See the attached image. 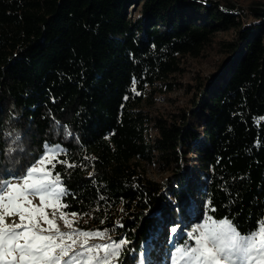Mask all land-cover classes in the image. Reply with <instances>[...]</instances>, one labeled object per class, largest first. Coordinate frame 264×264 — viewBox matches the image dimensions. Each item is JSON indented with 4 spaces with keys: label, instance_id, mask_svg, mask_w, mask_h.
Returning <instances> with one entry per match:
<instances>
[{
    "label": "trees",
    "instance_id": "1",
    "mask_svg": "<svg viewBox=\"0 0 264 264\" xmlns=\"http://www.w3.org/2000/svg\"><path fill=\"white\" fill-rule=\"evenodd\" d=\"M191 62L214 70L184 83ZM178 90L184 103L152 110ZM55 146L76 165L53 172L63 211L123 235L117 264H139L148 240L147 264H163L204 214L257 230L264 0H0V178Z\"/></svg>",
    "mask_w": 264,
    "mask_h": 264
},
{
    "label": "snow or ice",
    "instance_id": "2",
    "mask_svg": "<svg viewBox=\"0 0 264 264\" xmlns=\"http://www.w3.org/2000/svg\"><path fill=\"white\" fill-rule=\"evenodd\" d=\"M60 153L58 146L49 148L23 175L0 178V264H113L128 242L90 245V239H103L105 234L61 231L56 222L58 211L66 227L72 228V221L63 211L68 207L63 202L67 189L60 174L53 172L57 164L76 165L59 159ZM30 197H37L40 205ZM8 217H18L19 223H8ZM190 239L194 241L191 246L176 247L173 264H264V221L257 230L242 235L231 221L208 217Z\"/></svg>",
    "mask_w": 264,
    "mask_h": 264
},
{
    "label": "rangeland",
    "instance_id": "3",
    "mask_svg": "<svg viewBox=\"0 0 264 264\" xmlns=\"http://www.w3.org/2000/svg\"><path fill=\"white\" fill-rule=\"evenodd\" d=\"M189 71L187 72L186 76L182 79L184 83L187 82H191V83H195L194 78H200L199 79H203V77H206L207 75H209L213 70H214V66L211 63H205L202 66L191 62L190 66H189ZM200 70V74H197V70ZM188 97V95L185 94L184 91H172V92H168V91H164V92H160L158 94L155 95V97L153 98V111H163L166 112L170 109H172L176 104L178 103H184L186 101V98ZM48 151V149H47ZM146 170L148 175L155 180H160L162 179L163 175L159 172V170L151 165H146ZM191 173V172H190ZM195 174V173H193ZM14 183H19L20 181L18 180H13ZM33 201V204L35 205H40V200L37 197H30ZM49 216L51 218L52 216V209L49 208L47 209ZM68 214V219L70 221H72V228H68L65 226L63 220L59 219V211L57 212V217H56V222L59 225L61 231H71L72 229H79V230H84V231H92V232H96V231H100L102 233L105 234V237L103 239L100 238H94V239H90L89 240V244L90 245H95V244H107V243H111L113 241H119L123 238V235L120 236L119 239H116L114 237V235L106 230H97V229H84L81 226H79L78 220L79 217L78 215L73 217L71 214L72 213H67ZM208 218V216L206 214H204V217L202 218V220L200 221H196L193 224H191L189 226L190 230L189 233H191L192 235L194 234V230L199 227L200 225H202L204 223V221ZM15 220L17 223H19V219L18 217H8L7 218V222L8 223H12V221ZM44 227H47L46 225H43ZM176 232V230L173 231ZM194 243V241H193ZM126 244V243H125ZM124 244V245H125ZM123 245V246H124ZM154 249V247L151 245L150 240H148L145 244L142 245L140 253H139V264H147L148 263V254ZM175 249H171L168 252V257L165 258V262L163 264H173V253L175 252ZM121 250V249H120ZM113 264H117V260L113 261Z\"/></svg>",
    "mask_w": 264,
    "mask_h": 264
}]
</instances>
